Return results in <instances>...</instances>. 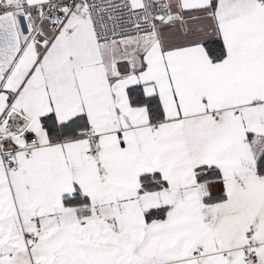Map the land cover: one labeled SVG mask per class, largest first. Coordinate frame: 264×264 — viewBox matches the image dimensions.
<instances>
[{
  "label": "snow or ice",
  "instance_id": "snow-or-ice-1",
  "mask_svg": "<svg viewBox=\"0 0 264 264\" xmlns=\"http://www.w3.org/2000/svg\"><path fill=\"white\" fill-rule=\"evenodd\" d=\"M0 264H264V0H0Z\"/></svg>",
  "mask_w": 264,
  "mask_h": 264
}]
</instances>
